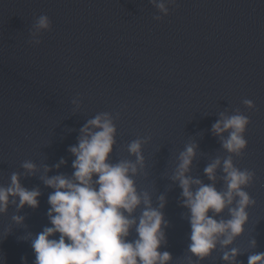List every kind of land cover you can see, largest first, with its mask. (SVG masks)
Listing matches in <instances>:
<instances>
[{
    "label": "water",
    "instance_id": "95a60500",
    "mask_svg": "<svg viewBox=\"0 0 264 264\" xmlns=\"http://www.w3.org/2000/svg\"><path fill=\"white\" fill-rule=\"evenodd\" d=\"M40 15L49 17L52 28L32 46L29 30ZM156 15L161 14L149 0H0V186L10 184L12 173L23 174V162L31 161L36 172L20 182L41 193L37 208L17 212L10 205L0 215V264H34L31 240L24 237L51 226L53 189L41 177L72 175L68 148L102 112L113 115L117 128L111 162L134 161L128 145L147 139L144 168L133 179L154 207L165 197L167 243L159 251L171 253L169 264H187L189 255L188 210L171 179L179 153L196 144L189 175L210 183L205 167L229 155L212 125L222 112L238 109L247 116V148L233 162L254 172L244 190L256 204L247 209L245 231L231 247L240 249L241 264L264 252V0H177L168 16L156 21ZM246 99L255 107L248 109ZM61 159L66 163L57 169ZM221 177L218 170L216 187L222 191ZM15 214L24 217L23 224L12 221ZM222 215L229 218L227 210ZM135 238L133 230L128 239ZM220 257L217 250L200 264H225Z\"/></svg>",
    "mask_w": 264,
    "mask_h": 264
},
{
    "label": "clouds",
    "instance_id": "9594fccd",
    "mask_svg": "<svg viewBox=\"0 0 264 264\" xmlns=\"http://www.w3.org/2000/svg\"><path fill=\"white\" fill-rule=\"evenodd\" d=\"M149 3L161 14L153 19L161 21L170 14V7L175 6L177 0H149ZM51 28L47 15L35 18L27 43L40 45L41 34ZM72 103L78 106L77 99ZM243 103L248 109L255 107L251 100ZM249 123L250 119L238 109L231 115L220 113L211 131L220 137L222 148L229 155L223 160L216 158L205 167L208 184L189 175L197 145L190 143L179 153L171 179L179 183L180 203L188 210L191 231L187 264H200L217 250L225 264H241L237 260L240 249L231 246L245 231L249 221L247 209L256 204L244 190L253 182L255 174L237 168L233 155L240 156L247 148L244 134ZM79 132L77 143L68 148L74 156L72 175L41 177L44 184L53 189L48 196L47 211L51 226H45L35 237L31 233L24 237L31 240L34 264H169L171 253L159 251L167 243L165 229L169 222L162 211L165 197L159 196L158 206L154 207L149 192L138 191L133 179L144 168L142 146L147 139H136L128 145V153L135 157L134 161L125 159L113 163L110 157L117 143V128L111 113H98ZM65 163L61 159L55 167L58 169ZM22 168L23 174L12 173L10 184L0 186V215L6 214L10 205H14L17 212L25 206L32 209L39 206V189L30 190L20 182L22 175L34 174L37 165L25 161ZM50 170L45 166V172ZM218 170L225 186L222 191L216 187ZM138 209L139 216L135 215ZM225 210L227 219L222 215ZM12 221L21 225L24 217L15 214ZM133 230L136 238L129 240ZM256 244L253 238L250 246L255 248ZM248 264H264V252L250 254Z\"/></svg>",
    "mask_w": 264,
    "mask_h": 264
}]
</instances>
